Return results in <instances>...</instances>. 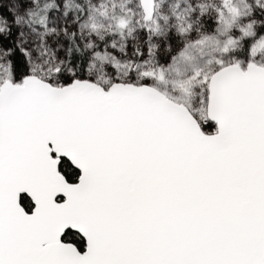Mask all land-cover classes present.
Listing matches in <instances>:
<instances>
[{
  "label": "snow or ice",
  "instance_id": "1",
  "mask_svg": "<svg viewBox=\"0 0 264 264\" xmlns=\"http://www.w3.org/2000/svg\"><path fill=\"white\" fill-rule=\"evenodd\" d=\"M0 264H264V0H0Z\"/></svg>",
  "mask_w": 264,
  "mask_h": 264
}]
</instances>
